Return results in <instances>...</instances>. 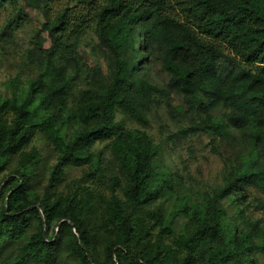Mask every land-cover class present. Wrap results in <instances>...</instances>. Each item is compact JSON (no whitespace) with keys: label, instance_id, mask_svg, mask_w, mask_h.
Wrapping results in <instances>:
<instances>
[{"label":"trees","instance_id":"1","mask_svg":"<svg viewBox=\"0 0 264 264\" xmlns=\"http://www.w3.org/2000/svg\"><path fill=\"white\" fill-rule=\"evenodd\" d=\"M5 0H0L2 3ZM38 0H34L37 2ZM50 2L52 0H44ZM89 5L98 36L114 51L112 76L103 89L84 100L78 109L65 108V96L72 87L77 72L58 83L47 81L44 73L29 81L23 94L13 87L9 97L0 98V167L7 155L22 151L36 132H43L56 152L50 184L61 176L67 165H83L94 160L87 151L95 140H108L111 155L124 179V194L128 209L115 197L107 201L108 221L117 229L115 241H107V257L111 264H231L242 253L241 236L234 222L221 211L193 208L190 217L193 230L175 237L183 255L158 258V253H144L130 247L137 234L134 213L151 202L159 193L155 185V162L158 146L143 131L125 127L113 120L115 106L130 108V88L147 94L148 85L133 77L145 58L134 42L140 37L149 43L150 25L170 27L165 34L166 49L162 66L169 73V84L182 93L196 97L200 92L223 100L232 107L229 121L249 132L258 145L256 155L230 166L224 174V184L216 191L217 198L231 193L244 197L248 185L264 188V0H76ZM89 14V13H88ZM61 13L56 20L43 26L51 38V47L44 52L51 56L59 49L67 50L72 60L73 43L83 27L84 19L73 25ZM228 49L224 67L216 75L215 59ZM257 66V69H252ZM259 66V67H258ZM206 107L207 105L204 104ZM10 116V119L8 117ZM74 120L76 129L66 138L63 129ZM216 128L221 125L212 117L203 120ZM20 167L15 170V185L0 208V244L23 234L26 215L37 219L38 229L25 240L18 253L0 259V264H52L61 232L69 233L68 246L79 264H99L88 254L89 232L84 226L82 208L76 203H54L42 200L38 206L29 200L26 190L28 172L36 162L34 151L22 152ZM260 158L263 161L259 160ZM63 201V200H62ZM42 213V214H41ZM58 218L55 235L49 234L54 218ZM170 220V218H169ZM165 220V222H169ZM264 247V237L258 242ZM207 247L199 259L200 248Z\"/></svg>","mask_w":264,"mask_h":264},{"label":"rangeland","instance_id":"2","mask_svg":"<svg viewBox=\"0 0 264 264\" xmlns=\"http://www.w3.org/2000/svg\"><path fill=\"white\" fill-rule=\"evenodd\" d=\"M91 11L89 5L76 0H5L0 3V98L9 97L13 87L23 94L29 81L44 73L49 64L43 76L47 81L58 83L78 73L65 96V108L76 110L84 100L95 97L112 76L115 53L90 28L94 24ZM63 12L68 24L84 19L89 25L83 27L77 37L69 39L73 43L74 60L64 49L56 50L51 56L44 52L52 43L43 25L55 21ZM150 29L149 43L143 45L140 37L134 42L135 48L143 50L145 58L133 71V77L148 85L149 90L142 94L130 88V108L116 105L113 111L114 121L145 132L159 150L155 162V185L159 193L134 213L137 234L129 245L144 253L157 252L160 261L179 257L184 252L174 239L193 230L191 210L209 208L211 213L221 211L234 222L241 236L242 253L231 264H264V247L258 245L260 237H264V188L251 184L245 188L244 197L232 193L222 198L216 196V191L224 184L226 170L256 155L258 145L251 140L249 132L229 121L232 107L223 100L202 92L193 98L169 84L170 76L162 66V56L166 49L165 34L167 36L170 27L159 29L150 25ZM225 55L228 49L215 59L216 75L224 67ZM208 116L221 127L204 123ZM76 127L74 120L69 121L63 129L65 137L69 138ZM108 143V140H95L89 144L87 151L94 160L65 166L61 176L50 184L56 152L46 135L36 132L22 151L7 155L0 167V208L15 185L13 177L20 167L22 152L34 151L36 162L29 169L25 186L33 206L45 199L50 204L57 199L76 203L84 212V226L91 238L88 254L99 264H111L106 244L108 240L115 241L117 229L108 221L105 208L107 201L115 197L127 210L128 200L124 194V179ZM25 223L20 237L2 240L0 259L14 257L23 242L38 229L37 219L32 214L26 215ZM58 223L60 220L55 217L49 234H56ZM68 237L66 231L59 234L52 264H79L70 252ZM206 248H200L199 259L205 255ZM27 264H37L36 259H30Z\"/></svg>","mask_w":264,"mask_h":264}]
</instances>
